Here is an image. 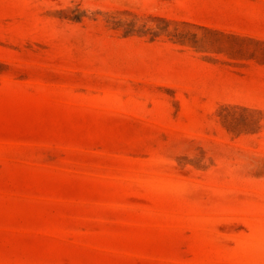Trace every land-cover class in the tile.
I'll use <instances>...</instances> for the list:
<instances>
[{"label": "rangeland", "instance_id": "rangeland-1", "mask_svg": "<svg viewBox=\"0 0 264 264\" xmlns=\"http://www.w3.org/2000/svg\"><path fill=\"white\" fill-rule=\"evenodd\" d=\"M0 264H264V0H0Z\"/></svg>", "mask_w": 264, "mask_h": 264}]
</instances>
